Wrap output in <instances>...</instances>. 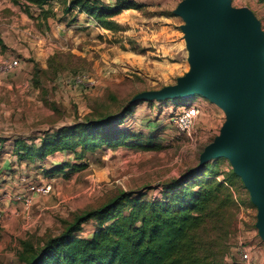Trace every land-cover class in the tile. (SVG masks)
Listing matches in <instances>:
<instances>
[{
  "label": "rangeland",
  "instance_id": "1",
  "mask_svg": "<svg viewBox=\"0 0 264 264\" xmlns=\"http://www.w3.org/2000/svg\"><path fill=\"white\" fill-rule=\"evenodd\" d=\"M56 1L59 11L64 0ZM134 1L140 6L114 15L120 29L109 30L95 21L86 26L79 22L80 15L69 21L70 13L54 18L62 20L61 26L49 28L36 21L35 6L26 12L11 0H0L4 43H0V67L4 61L18 60L11 70L0 68L1 143L11 146L16 137L38 142L61 126L116 113L137 102L118 126L153 141L149 149L101 147L81 159L58 151L43 159L19 161L0 147V182L6 184L0 188L3 200L25 193L28 183L52 185L45 194L32 193L26 202L14 198L1 202L0 264H21L17 255L22 239L40 245L48 236L59 234L75 214L103 204L120 191L158 195L161 185L204 163V149L224 135L230 114L205 90L189 96L156 95L165 87L180 85L192 70L193 40L187 32L192 22L179 12L188 0ZM229 7L249 15L264 37V0H229ZM187 105L196 106L198 113L183 133L171 116ZM217 156L222 158L218 165L222 172L216 178L222 179L230 169L237 175L228 182L236 207L228 214L225 259L264 264V236L252 191L230 156L208 159ZM65 163L84 166L53 169ZM96 227L90 219L78 233L89 236ZM242 249L250 256L246 262L240 259Z\"/></svg>",
  "mask_w": 264,
  "mask_h": 264
},
{
  "label": "trees",
  "instance_id": "2",
  "mask_svg": "<svg viewBox=\"0 0 264 264\" xmlns=\"http://www.w3.org/2000/svg\"><path fill=\"white\" fill-rule=\"evenodd\" d=\"M28 12L39 9L38 17L51 13L50 0H11ZM134 0H64L62 16L74 21L86 13L106 29L118 30L113 18L123 9L138 8ZM70 13V14H69ZM68 22V21H66ZM68 24V23H67ZM149 100V99H145ZM138 104V102L136 103ZM126 104L116 113L85 117L26 142L16 137L12 153L17 160L43 159L58 151H69L81 159L98 148L153 147L152 138L139 131L119 127L136 105ZM221 157L185 170L180 177L161 185L159 194L120 191L103 204L84 210L67 221L62 231L35 245L22 239L18 260L21 264H235L225 259L228 214L236 207L228 184L237 175L232 169L222 179ZM82 163L59 164L53 169L82 168ZM65 170V169H64ZM94 220L97 227L89 236L79 235L81 224Z\"/></svg>",
  "mask_w": 264,
  "mask_h": 264
},
{
  "label": "water",
  "instance_id": "3",
  "mask_svg": "<svg viewBox=\"0 0 264 264\" xmlns=\"http://www.w3.org/2000/svg\"><path fill=\"white\" fill-rule=\"evenodd\" d=\"M179 12L192 22V70L180 85L156 95L203 89L228 110L225 133L204 149L202 162L213 155L234 160L259 208L264 236V37L249 15L230 9L229 0H188Z\"/></svg>",
  "mask_w": 264,
  "mask_h": 264
},
{
  "label": "built area",
  "instance_id": "4",
  "mask_svg": "<svg viewBox=\"0 0 264 264\" xmlns=\"http://www.w3.org/2000/svg\"><path fill=\"white\" fill-rule=\"evenodd\" d=\"M18 64V60L17 59H13L10 61H4L1 64V69L2 70H11L12 68H14L16 65ZM80 77H77L76 81H79ZM198 113V108L194 105H187L184 106L183 109H181L180 111H177L175 113H173V115L171 116V120L174 123V125L176 126L177 130L179 132H183L186 133L189 131V129L191 128L193 121L195 119V117L197 116ZM52 188L51 182H44V183H38V184H34V183H28L26 184V187L24 189L25 193H18L16 195L13 196L14 199H22L25 200V202L29 199V195L32 193H42L45 194L47 192H49ZM1 193H0V202H1ZM1 207H0V216H1ZM250 258L249 253L246 249H242L240 251V259L243 261H247Z\"/></svg>",
  "mask_w": 264,
  "mask_h": 264
},
{
  "label": "crops",
  "instance_id": "5",
  "mask_svg": "<svg viewBox=\"0 0 264 264\" xmlns=\"http://www.w3.org/2000/svg\"><path fill=\"white\" fill-rule=\"evenodd\" d=\"M56 0H51L50 1V5H45V8L46 7H50L51 8V13L46 17V18H43V17H41V16H39L38 17V14H39V9L38 8H36L37 9V14L36 15H34L35 16V18H36V21H38V22H40L41 24H43L44 26H48L49 28H52L53 26L55 27V25L57 24L58 26H61V21H59V22H55V20H54V18H56V20H58V16H62V10L60 9L59 11H57L58 9H57V7H59L60 6V4L58 3L57 5L58 6H56ZM79 15L81 16V18H80V21L79 22H83L86 26H91V22H94L95 20L93 19V17L92 16H90V15H88V14H86V13H79ZM0 43H1V45H4V43H3V40L0 38ZM37 49L38 50H43V49H41L40 47H37ZM0 147H1V150L2 151H6L7 149H9V152L10 153H12V145L11 146H9V145H4V143H1L0 142ZM5 148V149H4ZM1 166H3V164L1 163ZM15 167V165H13V168ZM1 170H3V169H1ZM6 187V184H4V182H0V188L2 189V188H5ZM32 194H30L29 195V198L31 197L32 198V196H31ZM9 200H13V198H11V197H9V196H7L6 198H5V200H1V202H3L4 201V203L5 204H7V202L9 201ZM1 202H0V206H1Z\"/></svg>",
  "mask_w": 264,
  "mask_h": 264
}]
</instances>
